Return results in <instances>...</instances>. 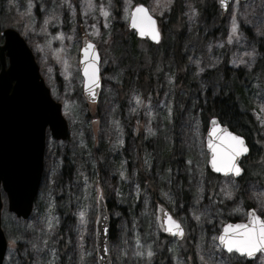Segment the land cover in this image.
<instances>
[{
    "label": "rangeland",
    "instance_id": "1",
    "mask_svg": "<svg viewBox=\"0 0 264 264\" xmlns=\"http://www.w3.org/2000/svg\"><path fill=\"white\" fill-rule=\"evenodd\" d=\"M215 1L91 0L94 7L89 8L88 0H2L0 33L13 29L25 39L69 125L67 141L47 136L42 182L30 218L17 219L2 194V228L8 241L3 264H98L97 202L102 196L107 204L112 192L118 198L117 212L113 217L109 213L115 223L112 264H215L221 256L210 255L212 237L227 220L246 221L247 205L260 214L264 172L252 177L260 172L251 161L264 160L259 150L264 149V70H259L264 63V0H235L227 13L218 9L207 21L205 12ZM176 3L184 33L175 47V28L167 24ZM137 4L160 21V44L140 40L129 30ZM84 37L101 55L102 90L96 104L88 103L83 93L79 64ZM225 60L232 70L244 71L236 85L234 79L219 84L216 72ZM231 88L240 109H250L257 124L255 153L248 160L252 170L242 182L214 178L212 187L200 105L208 95ZM66 160L73 165L72 180L63 176ZM111 176L113 191L107 193ZM229 190L231 198L225 195ZM159 204L184 227L182 241L161 232ZM80 211L85 212V225ZM164 245L167 256L161 260L158 251ZM137 251L145 255L137 256ZM248 263L264 264V257L247 261L237 256L233 261Z\"/></svg>",
    "mask_w": 264,
    "mask_h": 264
},
{
    "label": "water",
    "instance_id": "2",
    "mask_svg": "<svg viewBox=\"0 0 264 264\" xmlns=\"http://www.w3.org/2000/svg\"><path fill=\"white\" fill-rule=\"evenodd\" d=\"M234 1L226 0L227 7L222 6L220 0H216L215 3L220 11L225 14ZM239 1L246 2L247 0ZM137 5H143L147 8L144 4ZM149 15H151L150 12ZM153 19L159 31L158 41L153 40L149 35H139L138 30L131 26V18L129 30L134 31L138 39L148 40L151 44L158 45L162 40V33L158 20L155 17ZM1 37L3 43L0 44V264H3L8 250V241L2 228V210L4 206L2 194L4 193L7 197V209L10 213L20 220L30 218L42 182L47 136L50 135L57 142L67 141L69 138V125L63 116L62 104L52 97L50 89L41 76L36 58L25 39L13 29L3 30ZM85 41L95 46L94 51L99 57L97 61L99 84L94 89L95 96L85 87L84 64L82 63L84 56L82 49L85 47ZM82 43L79 67L84 79L83 93L88 103L96 104L99 101L102 89L101 55L97 45L89 38L84 37ZM92 51L90 49V53ZM214 119L221 128H227L229 132L241 136L233 132L229 126L223 124L218 117L209 119L205 141V147L209 154L208 169L212 174L221 178L233 177L235 180H240L245 176V170L239 177L225 176L223 173L214 171L209 164L211 151L207 145L209 132L214 127L212 123ZM243 138L249 151L238 160L242 169H244V161L251 154V148L245 137ZM251 209L253 208H250L248 212ZM165 214L173 217L165 206L159 204L156 208V215L161 232L166 236L182 241L185 237V229L183 238L174 237L164 231ZM247 221L248 215L246 221H228L225 224H239ZM110 224L107 204L103 197L99 196L94 238L98 264H112ZM223 227L221 231H223ZM104 228L108 229L106 235L102 231ZM105 247L108 251H104ZM259 255L261 254L258 253L257 256ZM257 256L255 258H244L247 261H253Z\"/></svg>",
    "mask_w": 264,
    "mask_h": 264
},
{
    "label": "snow or ice",
    "instance_id": "3",
    "mask_svg": "<svg viewBox=\"0 0 264 264\" xmlns=\"http://www.w3.org/2000/svg\"><path fill=\"white\" fill-rule=\"evenodd\" d=\"M109 2H111V0H109ZM220 4L227 7L226 0H220ZM71 7L72 5L69 4V8ZM88 7H94L91 0H88ZM103 14L106 17L109 15L107 11ZM130 18L131 26L138 30L139 35H149L153 40H159V31L155 26L156 22L153 17L149 15L147 8L143 5H137L132 10ZM237 33L238 26L235 15H233L232 34L236 35ZM231 39L232 36L229 37L230 41ZM94 48V45L85 41V47L82 49L84 53L82 63L84 64L85 87L88 88L93 96L96 95L94 89L99 84L97 67L99 57L94 51ZM90 49L93 50L91 53ZM248 55H254V53H249ZM212 123L214 127L209 132L207 145L211 151V158L209 160L211 168L218 173H223L225 176H241L244 169L241 168L238 160L249 151L244 138L229 132L227 128H221L215 119ZM189 163H191V161H189ZM225 195L231 198L232 192L229 190L225 192ZM247 215L248 221L246 223L225 224L223 231L219 232V235L212 237L213 243L210 249V255L221 256V259L216 261L215 264H233L234 258L237 256L241 258H255L258 253L264 256V201H261L260 214H257V209L253 208ZM79 216L81 218V225H85L87 223L85 212L80 211ZM195 219L199 220L200 217L196 216ZM49 227H52L51 223ZM102 231L106 235L108 229L104 228ZM164 231L170 233L174 237H184V228L181 223L168 214H165ZM82 239L83 237H81V240ZM137 242L139 243V240H137ZM82 247L81 245V248ZM33 248H35V245H33ZM104 251H108V249L105 247ZM146 254L149 259L154 255L151 248L148 249ZM135 255L142 257L145 253L137 251ZM201 259L203 260V257H201ZM81 260L83 261V256ZM49 264H51V262H49Z\"/></svg>",
    "mask_w": 264,
    "mask_h": 264
},
{
    "label": "trees",
    "instance_id": "4",
    "mask_svg": "<svg viewBox=\"0 0 264 264\" xmlns=\"http://www.w3.org/2000/svg\"><path fill=\"white\" fill-rule=\"evenodd\" d=\"M1 2H2V0H0V3ZM177 7H178V3H176V6H175V8L171 14L170 21L167 24V25H169V27L175 28V29H173V32L176 34V38H177V42L175 43V47L180 46V43L178 42L179 37L184 33V29L178 25V20H179L178 13L180 11L177 10ZM218 9L219 8L217 7L216 3H213L211 5V7L205 12V15L207 17V21L215 18L216 14L220 11V10L218 11ZM219 14L222 15L223 13L221 14V12H220ZM159 25H160V21H159ZM133 36L135 37V35H133ZM0 39L2 42L1 36H0ZM135 40H138V39H136V37H135ZM178 50L174 54H177ZM259 70L260 71L264 70V63H261ZM243 74H244V71L242 69L232 70L231 68H229L228 61L225 60V62L222 64L221 68H219V72H216V77L219 76V79H220L219 84L222 85L224 83H229V79L231 81L234 79V81H235L236 79L242 78ZM179 75L180 74H177L176 78ZM146 76L147 75H145L144 77L146 79V82L148 83V82H150V78L146 77ZM182 80H184V76H182ZM142 82L143 81L140 79V82L138 83L137 86L140 87V84ZM236 84L237 83L235 81L234 85H236ZM222 90L223 91H221L217 95H208L206 102L204 104L200 105V109H201L200 111H201L202 116H203L205 129H207L209 119H211L213 117H218L220 119V121L223 124L229 126V128L233 132L245 137V139L247 140V142L251 148L250 157L244 163V169H245L244 178H245L246 176L248 177V175L250 174V171L252 170V166H251V164L249 165L248 160L251 159L255 153L254 148H253V144H252V137L255 135L257 124L255 122V119H254L250 109L246 110V111H243L240 109L238 102H237L236 92L233 88H231L230 90H224V89H222ZM121 97H123V96L121 95ZM259 150L263 153L262 157L264 158V149L259 148ZM251 162H253V163L255 162L254 168L256 170H258V172H260L259 174H255L252 177H259L261 175V173L264 172V160L261 161V160L256 158V160H253ZM207 173L209 175V179L211 180L212 187H214L215 185L213 183V179L214 178L220 179V178L217 177L216 175L212 174L209 170H207ZM63 176H64V178L66 177L67 180H72V178H73V165L68 160H66L64 168H63ZM114 177L115 176H111L110 180L108 181L107 193L113 191V185H114V180H115ZM139 177L141 178V180H143V177H145V176L142 172L139 171ZM243 179L240 182H242ZM259 180L261 182H263L262 177L259 178ZM107 198H108L107 204H108V208H109V213H111V215L113 217V215L118 210V208L115 207V204L118 201V198L114 192H112V195L107 197ZM246 207L248 209H250L249 205H247ZM121 209H122V211L126 210L123 206L121 207ZM227 221H239V220L229 218ZM114 229H115V223H114V221H112L111 222V228H110V240L112 239V234L114 232ZM162 236H164V235H162ZM61 245H63V242H61ZM158 255H159L161 260H165V258L167 256V245H164L163 247H159ZM23 264H28V262L25 261V263H23Z\"/></svg>",
    "mask_w": 264,
    "mask_h": 264
}]
</instances>
